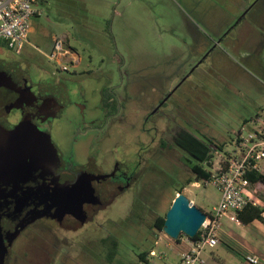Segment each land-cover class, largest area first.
I'll return each instance as SVG.
<instances>
[{
	"label": "rangeland",
	"instance_id": "obj_1",
	"mask_svg": "<svg viewBox=\"0 0 264 264\" xmlns=\"http://www.w3.org/2000/svg\"><path fill=\"white\" fill-rule=\"evenodd\" d=\"M39 8L21 55L63 77L67 102H78L88 116L102 90L114 88L117 109L100 131L99 148L137 161L128 191L101 209L95 223L70 233L75 242L50 264H173L166 244L173 238L154 221L166 216L179 190L206 212L220 192L212 180L187 183L197 160L173 141L171 130L185 126L215 143L226 141L230 150L245 119L264 116V0H44ZM64 35L80 61L60 71L50 54ZM213 155L215 174L224 158ZM250 188L264 199V184ZM221 225L228 230L224 217ZM152 249L156 254L142 260ZM210 251H222L220 264H249L227 252L225 239L207 247L203 259H213Z\"/></svg>",
	"mask_w": 264,
	"mask_h": 264
},
{
	"label": "flooded vegetation",
	"instance_id": "obj_2",
	"mask_svg": "<svg viewBox=\"0 0 264 264\" xmlns=\"http://www.w3.org/2000/svg\"><path fill=\"white\" fill-rule=\"evenodd\" d=\"M63 38L60 59L66 62L71 58L65 50L76 52ZM23 49L0 41V137L7 140L16 129L31 135L22 160L30 169H1L0 264H50L58 250L75 242L70 233L95 223L101 209L128 191L137 161L128 152L99 148L100 131L117 109L114 88L102 90L99 110L88 116L78 102H67L63 77L21 55ZM179 128L171 130L172 139Z\"/></svg>",
	"mask_w": 264,
	"mask_h": 264
},
{
	"label": "built area",
	"instance_id": "obj_3",
	"mask_svg": "<svg viewBox=\"0 0 264 264\" xmlns=\"http://www.w3.org/2000/svg\"><path fill=\"white\" fill-rule=\"evenodd\" d=\"M43 0H0V41L6 42L10 48L20 51L28 40L32 28V18L41 12L39 4ZM64 46V38H56L50 57L56 60L63 69H67L60 57ZM69 55L72 52L65 50ZM70 60L76 61L72 58ZM257 128L248 129L247 135H242L244 125L235 139L236 149L230 154H223L212 181L220 192V200L201 225L196 238L184 234L187 249L182 251L175 264H203V251L220 242L221 219L228 217L231 221L241 223L238 213L248 203H254L251 197V182L248 173L251 170H262L264 161V117H258ZM182 239V238H181ZM154 255L155 252L151 251ZM249 264H263L260 255H248L245 259Z\"/></svg>",
	"mask_w": 264,
	"mask_h": 264
},
{
	"label": "water",
	"instance_id": "obj_4",
	"mask_svg": "<svg viewBox=\"0 0 264 264\" xmlns=\"http://www.w3.org/2000/svg\"><path fill=\"white\" fill-rule=\"evenodd\" d=\"M30 137L29 132L23 129H16L14 134L7 140L0 137V174L3 167H7L6 172L10 174L30 169L22 161L23 148ZM38 162L33 165L35 166ZM206 217V212L192 202L183 192H179L166 213L163 231L173 239H178L180 234L194 237Z\"/></svg>",
	"mask_w": 264,
	"mask_h": 264
},
{
	"label": "trees",
	"instance_id": "obj_5",
	"mask_svg": "<svg viewBox=\"0 0 264 264\" xmlns=\"http://www.w3.org/2000/svg\"><path fill=\"white\" fill-rule=\"evenodd\" d=\"M173 140L179 147L184 149L188 154H190L194 159L197 160L196 163L194 162L190 165V169L194 174V177L188 179L187 183L189 184L200 180L211 181L213 172L210 170L211 163L209 161L213 157V151L222 150L225 144L215 143L214 141L199 136L184 127H180L174 132ZM203 163H207L209 165V168H206ZM248 178L252 185L259 182L264 184V171L257 169L251 170L248 173ZM177 192H182V190H179ZM175 197L176 195L174 196V198ZM202 210L206 212L204 209ZM238 217L243 224H249L255 220H259L264 223V206L254 204L252 202L248 203V205L238 213ZM164 223L165 216L159 215L154 221L153 227L163 233ZM198 235L199 231L193 238L198 237ZM182 236L183 234H180V237L178 239H172V241L174 243H181ZM150 252L151 251L142 252L140 255L141 259L144 260L146 255Z\"/></svg>",
	"mask_w": 264,
	"mask_h": 264
},
{
	"label": "crops",
	"instance_id": "obj_6",
	"mask_svg": "<svg viewBox=\"0 0 264 264\" xmlns=\"http://www.w3.org/2000/svg\"><path fill=\"white\" fill-rule=\"evenodd\" d=\"M64 36L67 38V35H64ZM247 40L248 39L243 40V41H245V44L247 43ZM241 42L242 41H240V43ZM239 49H240V47H237V50L238 51H239ZM247 53L251 55L250 52H247ZM70 58L71 59L74 58V59L77 60L79 58V55L77 53H72L70 55ZM69 61H73V60H69ZM69 61L64 62V64L66 65V63L69 62ZM256 115L257 116L254 117V118L245 119V122H244L243 126L245 125L247 129L257 128V126L259 125V122H258L257 119H258V117H261L262 116V113H259V114H256ZM262 117H264V116H262ZM181 127L186 128L185 126H181ZM234 140L235 139H233V141ZM221 143H224L225 144L223 146V149L222 150H215V151H213V153H216L217 155H220L221 157L223 156V154L225 152H226V154H230L233 150L236 149V141H235V144H232V146L230 147V150L227 149L228 146H227V142L226 141H223ZM213 158H214V155H213L212 159L209 161L211 163V166H212V167L210 166V170L212 172H213V164H214ZM198 182L199 181L194 182V183L198 184ZM256 184H253V185H256ZM250 192H251V197L254 199V201L256 202V204L261 205V206H264V199L260 198L259 196L256 197L255 193H253V190L251 188H250ZM178 193L179 192H176V195ZM190 199L198 207H200L201 209H204L202 205L200 206V205L197 204L196 200L193 197H190ZM219 200H220V197L217 198L215 204H217L219 202ZM213 207H214V205H213ZM224 219H225V222L228 225V230H224L223 228H221V230H220V242H221V240L225 239L227 252H230V254H232V253L233 254H239L240 256L243 257V259H244L245 262H247L245 260L246 257L248 255H253V254L260 255L261 258H262V260H264V241L259 238V235H261L260 233L263 231L262 230L263 229V226L261 225L262 222L259 221V220H255V221H253V222H251L249 224L237 223L238 226L240 225L242 228L240 227V231L239 232H235L231 228V224H229L230 222H233V221H231L228 217H224ZM253 223H257V225L255 226V229L256 230L255 231H253V230H250L249 231V229L247 228V226H250ZM167 242L168 243H166V244H167V246H169V248L171 250V254H173V255H170V257H173V259H174L173 264H175L179 260V257H180L181 252L184 251V250H186L188 248L187 247V243L183 239H181V243H174L172 241H170V242L167 241ZM150 251H154L155 254H156V251L154 249H152ZM211 252H212V255L211 256L213 257V259H210L209 255H208V257L206 256L205 259H206L207 263L208 262H213V264H220V263L216 262V259H219L221 257L220 256V253L222 251L221 252L218 251L217 253L215 251H210V253ZM149 254H151V252ZM217 257H219V258H217ZM205 259H204V261H205ZM221 264H223V263H221Z\"/></svg>",
	"mask_w": 264,
	"mask_h": 264
}]
</instances>
